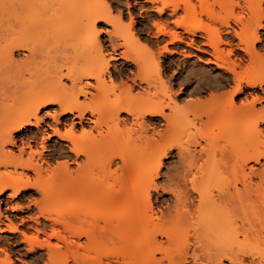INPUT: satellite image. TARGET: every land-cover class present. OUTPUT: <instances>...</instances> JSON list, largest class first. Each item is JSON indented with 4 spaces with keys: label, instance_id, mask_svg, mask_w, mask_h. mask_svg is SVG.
I'll return each instance as SVG.
<instances>
[{
    "label": "bare ground",
    "instance_id": "6f19581e",
    "mask_svg": "<svg viewBox=\"0 0 264 264\" xmlns=\"http://www.w3.org/2000/svg\"><path fill=\"white\" fill-rule=\"evenodd\" d=\"M146 7L157 19L144 38L129 0H0V89L12 95L0 99V196L39 195L26 206L33 225L0 209V232L12 234L11 249L43 250L45 264H264V0H143L140 13ZM98 22L110 27L106 39ZM37 34L60 39L64 52L44 55L29 43ZM182 44L220 72L179 69L189 111L172 95L176 70L170 77L161 60ZM118 60L135 71L115 69ZM51 105L58 111L40 115ZM187 112L197 127L183 146L171 132ZM44 114L60 141L45 155L35 149L50 136L39 128ZM213 122L219 133L203 135ZM174 148L188 169L162 188L171 199H153ZM6 251L0 264H13Z\"/></svg>",
    "mask_w": 264,
    "mask_h": 264
},
{
    "label": "rangeland",
    "instance_id": "374dc122",
    "mask_svg": "<svg viewBox=\"0 0 264 264\" xmlns=\"http://www.w3.org/2000/svg\"><path fill=\"white\" fill-rule=\"evenodd\" d=\"M129 2H130L131 12H132V17H133V20H134V31H138V29L140 28V26H139L140 23L141 24H145L147 26V29H148V30L144 31V35H142L145 38V37H147V35H150L151 33L154 32L155 29L153 28V26H151L152 25V21L151 20L154 21L155 19H157V16H156V14L154 13V11L152 9L150 10L149 7H146L143 10L144 12L148 11L147 14L144 15V12L140 13L143 8L140 9L139 5L142 4L143 0H129ZM134 2L140 3V4H136V3L133 4ZM121 5L125 6V0H121ZM124 11L126 12V8H124ZM126 21L128 22V19H126L125 22ZM204 21L209 22V20L207 21L206 19H204ZM209 23H211V22H209ZM97 28L100 29V31H101V33L99 35L100 39H106L103 31L109 30L110 27L107 24L103 23V22H98L97 23ZM5 34H6V32H4V34H2L4 36V38H3L4 40L6 39L5 37L7 36V34L6 35ZM259 34L261 36L262 42H264V26L261 29H259ZM2 35H0L1 38H2ZM33 35H34V33H33ZM31 38L33 39V37H31ZM9 39H10V36H9ZM59 42L61 43L60 39L58 40L59 47H57V45H58V44H56L57 42L54 43L56 46L54 44L51 45V43H53L52 40H49L48 38L47 39L45 38V40H44L43 39V35L41 37L40 35L38 36V34L34 36V40L30 39V41H29V43L31 45L34 44L35 48H37L42 53H44V55H45V53H48V51L51 54H54L56 52H57L56 54H59L60 52L63 53L64 51H62V50L64 49V47L60 46ZM163 43L164 42L160 41V43L159 44L157 43V44H158V46H161V45H163ZM47 44H50L52 47L48 46ZM106 45H107V42H106ZM137 45H139V46H136L137 49H140L141 46H142V44H137ZM169 47H172V46L169 45ZM183 47H184L183 44L181 46H179L180 52L178 54H173V55L164 54L162 56L161 60H162V62L164 61V65H169V71H167V74L169 76L170 75L173 76V73H174L173 71L176 70L175 71L176 74H174L173 77L170 76L171 79H172V81H171V84H172V95H173L174 99L182 107V109L184 111H187L189 109L190 105H191V103H189V102L192 100L191 99L192 97L187 95L186 92H185V87H186L185 84L186 83L185 84H180L181 80H179L178 78L181 77V70L179 71V69L181 67H184V66L188 65L189 67H195V69L196 68L197 69H206V70L212 69V74H211L212 76L219 75L220 72H219V70H215V66L214 65L205 63L207 61L206 57H208L207 54L202 53V52H200V51H198V50H196V49H194L192 47H190V48H188V47L187 48L186 47L183 48ZM48 48H49V50H48ZM51 48H53V49L55 48V49L53 50ZM181 48L184 49L185 52H183ZM22 53H24L23 50H16L14 52V58L15 59L21 58ZM44 55H43V61L39 58L42 61V63L44 62V64L41 65L40 64L41 61L38 60L39 61V63H37L38 66L39 65H41V66L45 65V67H46V64H47L46 61H47L48 57H46L47 55L46 56H44ZM44 59L46 61H44ZM124 63H123V61H120V60L116 61L114 64L116 65L117 68L115 67V69H119L120 67H123V69H128V70L130 69L131 71H135V68L133 66H131V65L129 66V65L124 64ZM37 64H36V66L34 68L36 70L41 68V66L38 67ZM45 67L43 66V68H45ZM172 69H173V71H172ZM184 74H182V75H184ZM171 79L169 78V80H171ZM91 82L93 83V81H91ZM64 83L66 85H68V82L65 81V80H64ZM1 86H3V85H1ZM90 91L95 93V91L93 89H90ZM248 91H252V90L249 89ZM1 92H2V89H0V99H1V96H2ZM7 95L8 94H4L2 97H5ZM206 96H207V93L205 92L201 99L206 98ZM11 97H12V95L9 96V98H11ZM110 97H111V99L113 98L112 95H109L108 99H110ZM241 97L242 96L240 95V96H238L236 98V102L237 103H239V100H237V99H241ZM104 101H106V100H104ZM44 111H48V112H50L52 114L54 111H56V112L58 111V107H57V105L48 106L46 109H43L41 111L40 115H42ZM186 114H188L187 117H185L182 120V122L180 124H178V126L171 132V137H173V139H175L174 141L180 142L183 146H186V145H188L189 142H191L190 141L191 140L190 136L192 134H196V131H195L196 130V128H195L196 125L193 124V123H195L194 119H193V116L189 112H187ZM42 117H43V122L41 123L39 128L41 129V131H44L45 133H50V136L47 139H45V141H44V145L46 146V149L43 150L40 145L38 146V144L35 145V149L38 152L42 151L44 153V155H45V154H47V152L49 150L52 149V146L54 145V143L60 142V141H59V139L56 136L51 135L52 132L48 128V125L52 126L54 124L52 116H48V115L44 114ZM60 119H62V118H60ZM227 120H228L227 117H223L222 121L220 119L216 120V123L213 122L212 124H209L202 131V134L205 135V136H207V135L210 136V135L219 133V131L217 129V126L214 125V123L215 124H220L222 122V127H220V126L219 127L223 128V125H224L225 122H227ZM231 127L232 126H227L225 132H230L231 131ZM33 129L34 128H32V130ZM16 141H17L16 146L18 147L22 140H19L18 136H16ZM256 145L257 144H255L253 146L256 147ZM258 145H261V144H258ZM258 145H257V147H258ZM7 148L11 149L13 151H16V148H14V147L7 146ZM196 149H198V147ZM176 151H177V149L174 148L172 150V152L168 155V158L163 160V166L161 167L159 178L156 179L157 184L159 186V189H158L157 192H154L153 199L155 197H158L159 200L167 201V199L169 198V194L165 193L162 188H167V186L169 184L170 175L172 176L174 174H178L179 171L181 172L186 167V166H183V164L182 165L180 164V161H179V159H178V157L176 155V153H177ZM209 160L211 161V164H214L216 166H218V163H220V161L222 163V131H220V141L217 143V145L215 147H213V149L211 151V157L209 158ZM214 162H216V163H214ZM261 163H264V160H262ZM196 166H197V164L195 166H193V167L196 168ZM253 166L255 168H257V169L260 168V166L257 165V164H253ZM72 167H73V165H72ZM193 167H191L192 171L194 170ZM186 168L188 169V167H186ZM165 190H167V189H165ZM6 195L7 194L4 193V194H2L0 196L1 200L5 199V202L2 203L1 206H0L2 214L3 215H11V216L16 217V219L14 218V221H15L16 224H18L20 222L17 217H23L24 218L23 225H33V222L28 219V216H30L32 218L35 217V211H31V212L27 211L26 206L29 204L28 200L39 199V195L37 193H35L33 189H29V190H27L24 193L23 201H21L18 198L6 197ZM169 199H171V197ZM162 206H164V204ZM11 207L12 208H16L17 207L18 209L16 208L17 210H12ZM19 227H20V229H22L21 228L22 226H19ZM10 238H13L12 234H9L8 232H0V239H1V241H0V255H1L0 259H2V258L4 259L5 258V255L2 252L5 249V251L7 250L6 252L10 253V257L12 259V263L13 264H45L47 262L46 261V256L44 255V251L43 250H36L37 252H35L33 254H29V253H27L24 250L25 245L19 244V243H18L19 246L16 248V250L15 249H11L12 248L11 245H13V244H10L11 243L9 241ZM80 241H83V239L80 240ZM52 242H54V241L52 240ZM17 250H20V251H17Z\"/></svg>",
    "mask_w": 264,
    "mask_h": 264
}]
</instances>
